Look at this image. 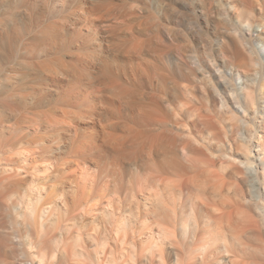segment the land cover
<instances>
[{
    "label": "rangeland",
    "instance_id": "obj_1",
    "mask_svg": "<svg viewBox=\"0 0 264 264\" xmlns=\"http://www.w3.org/2000/svg\"><path fill=\"white\" fill-rule=\"evenodd\" d=\"M113 1L145 59L94 80L0 0V264H264V0Z\"/></svg>",
    "mask_w": 264,
    "mask_h": 264
},
{
    "label": "bare ground",
    "instance_id": "obj_2",
    "mask_svg": "<svg viewBox=\"0 0 264 264\" xmlns=\"http://www.w3.org/2000/svg\"><path fill=\"white\" fill-rule=\"evenodd\" d=\"M21 1H22L23 6L28 7L29 10L31 11L33 18H34L33 21H35V22H41L42 20H44V21L49 20V14H56V13H60V12L65 13V15H63L65 17H63L59 23H52V24H49L46 26V28H45V39H47V41L51 42L52 44L53 43L62 44L64 46H70L75 41H77V42L81 41V44L79 45L80 46V52L78 53L77 59H76L74 65L72 66L71 70L69 72L68 71L64 72L66 75H69L72 72L71 73L72 76H74V75H76L78 77L87 76L89 78H94V80H95V78H101V77L117 78L119 76H122L123 74L127 75L128 70L121 63H119L115 58L112 59L109 56V54H111L110 51L116 50V49L120 50V52H123L124 55H126V56L132 55L134 58L136 57V59L134 60L136 63H135L133 70H132L133 73H136L137 70L141 69V67L143 65L142 58L144 57L143 56L144 51H143L141 37L139 34L136 33L137 30L135 29V27L137 25L139 26L140 23L138 22L137 17H135V16H134V18L130 17L131 14H134V12L132 13V12H129L127 10L123 11V9L122 10L120 9L121 12L118 11V12H120V13H118L117 9H118L119 5L116 4L113 0H21ZM139 9H137V10H139ZM143 12H145V11H143ZM140 13H142V12H140ZM125 32H127V33H125ZM139 33H140V31H139ZM155 43H156V41H155ZM77 46H78V44H77ZM148 49H150V47ZM148 49H147V51H149ZM121 56H123V55H121ZM144 59H145V57H144ZM125 62L126 61H124L123 63H125ZM55 73H58V72L55 71ZM142 74H144V73L142 72ZM52 77L53 78L57 77V74H54ZM140 79H141V77H140ZM94 80L92 83H90V85H82V87H81V88H83L82 90H85L87 92H91V90L96 91V92L101 91L103 89V86H104L103 83L105 81L102 80L103 83L101 84V83H97V82L95 83ZM79 81H80V79H79ZM79 83H81V82H79ZM106 83H107V81H106ZM111 86L114 88L115 82ZM75 87H77V86H75ZM77 88H80V87H77ZM106 88H108V87H106ZM72 91H74V90H72ZM101 92H103V91H101ZM114 92H117V91L114 90ZM114 92H113V94H114ZM105 93H107V92H105ZM118 93H120V91ZM93 94H95V93H93ZM97 97H98V95H97ZM117 100H119V99H117ZM92 101H94V100H92ZM97 101H98V99H97ZM121 101H123V100H121ZM92 104H93V102H92ZM110 104H113V103L110 102ZM102 105H103V103H101V107H102ZM96 106L98 107V105H96ZM114 107L115 106H113V108ZM100 108H98V109H100ZM107 110H111V109L107 108ZM132 112H134V111H132ZM233 144H235V143H233ZM99 146H100V144L98 145V148H99ZM222 146H223V144H222ZM224 146H225V144H224ZM80 148H83V146H80ZM231 153H233V152H231ZM238 167H240V166H238ZM24 172H26V171H24ZM254 173H257V170H255V168H253L251 170L250 174H254ZM253 183L254 184L258 183V179L256 177H254ZM261 190H262V188H260V186L259 187L254 186V189L251 192L252 196L254 197V200L259 202L260 206L264 205L262 202L263 198H264V191H261ZM88 195H90L89 192L84 193L82 198H86ZM110 202H112V200H109V202H108V204L111 205ZM96 206L93 205V206H89L88 208H89V210H96L97 209ZM31 213H33V211ZM259 214L264 219V207L263 206H261ZM256 220L257 219H255L254 221H256ZM228 225L230 226V224H228ZM250 232L252 234L254 233L253 238L251 237L252 234H250L251 235L250 238H252V239L257 238V234H255V232H256L255 224H249L248 227H245L239 233V236L242 237V239H243V236L246 233L248 234ZM242 243H243V245H246L245 242L242 241ZM225 244H227V243H225ZM227 252L231 253V250H227ZM46 253H47V251H46ZM262 254H264V248L262 250ZM262 256H264V255H262ZM99 261H100V258H98V262ZM263 261H264V259H263ZM178 264H181V263L178 261ZM183 264H185V263H183Z\"/></svg>",
    "mask_w": 264,
    "mask_h": 264
}]
</instances>
